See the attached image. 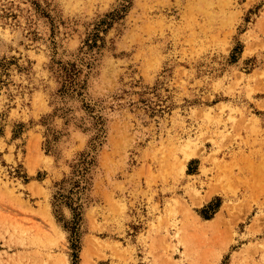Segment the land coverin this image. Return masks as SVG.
<instances>
[{
  "label": "rangeland",
  "instance_id": "obj_1",
  "mask_svg": "<svg viewBox=\"0 0 264 264\" xmlns=\"http://www.w3.org/2000/svg\"><path fill=\"white\" fill-rule=\"evenodd\" d=\"M0 264H264V0H0Z\"/></svg>",
  "mask_w": 264,
  "mask_h": 264
},
{
  "label": "bare ground",
  "instance_id": "obj_2",
  "mask_svg": "<svg viewBox=\"0 0 264 264\" xmlns=\"http://www.w3.org/2000/svg\"><path fill=\"white\" fill-rule=\"evenodd\" d=\"M189 155V153H186V156H188ZM210 220V219H209Z\"/></svg>",
  "mask_w": 264,
  "mask_h": 264
}]
</instances>
